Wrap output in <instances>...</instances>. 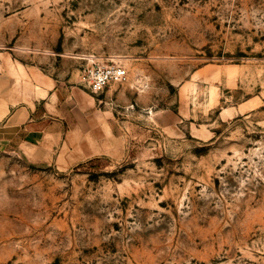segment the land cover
Segmentation results:
<instances>
[{
  "label": "rangeland",
  "instance_id": "374dc122",
  "mask_svg": "<svg viewBox=\"0 0 264 264\" xmlns=\"http://www.w3.org/2000/svg\"><path fill=\"white\" fill-rule=\"evenodd\" d=\"M0 71L116 126L70 167L0 144V264H264V0H0Z\"/></svg>",
  "mask_w": 264,
  "mask_h": 264
},
{
  "label": "crops",
  "instance_id": "0c3cea01",
  "mask_svg": "<svg viewBox=\"0 0 264 264\" xmlns=\"http://www.w3.org/2000/svg\"><path fill=\"white\" fill-rule=\"evenodd\" d=\"M36 77L24 84L0 71V144L18 143L60 167L106 153L116 136L113 110L48 74Z\"/></svg>",
  "mask_w": 264,
  "mask_h": 264
},
{
  "label": "built area",
  "instance_id": "2783aa9c",
  "mask_svg": "<svg viewBox=\"0 0 264 264\" xmlns=\"http://www.w3.org/2000/svg\"><path fill=\"white\" fill-rule=\"evenodd\" d=\"M128 75V69L121 64H98L88 66L84 70L82 79L93 92H100L111 84L124 82Z\"/></svg>",
  "mask_w": 264,
  "mask_h": 264
},
{
  "label": "trees",
  "instance_id": "16d2710c",
  "mask_svg": "<svg viewBox=\"0 0 264 264\" xmlns=\"http://www.w3.org/2000/svg\"><path fill=\"white\" fill-rule=\"evenodd\" d=\"M93 161H96V159H92V160L90 161V163L93 162Z\"/></svg>",
  "mask_w": 264,
  "mask_h": 264
}]
</instances>
